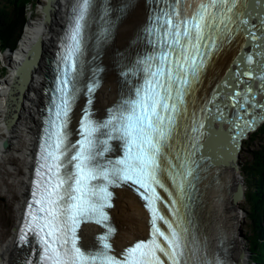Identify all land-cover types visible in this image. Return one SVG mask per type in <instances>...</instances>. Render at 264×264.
I'll list each match as a JSON object with an SVG mask.
<instances>
[{
  "label": "snow or ice",
  "instance_id": "1",
  "mask_svg": "<svg viewBox=\"0 0 264 264\" xmlns=\"http://www.w3.org/2000/svg\"><path fill=\"white\" fill-rule=\"evenodd\" d=\"M157 2L153 0L154 4ZM260 3L264 5V0ZM94 7L95 0H79L72 8L57 64V87L40 145L32 202L20 229V246L27 242L29 233L36 237L37 264H165L161 256L167 264H190L196 253L191 246L195 237L189 208L197 178L194 173L199 167L192 159L195 153L191 149L197 148L193 141L198 142L199 135L189 140L182 153L178 151L172 156L169 150L180 134L182 120L192 118L193 133L199 134L205 127L195 119V112L188 113L186 98L199 84L206 60L234 32V17H244L240 22L249 40L264 39L261 35L264 26L257 32L251 23V13L238 11V0H211L190 19H180L174 8L169 11L154 8L149 27L143 33L152 50L144 55L137 52L131 64L121 54L117 74L127 87L103 121L93 119L89 111L100 81L94 78L87 82L89 98L78 129L80 139L72 143L68 125L72 106L82 91L85 33ZM124 11L121 10L122 14ZM261 24L264 25V20ZM108 36L109 29H105L102 39L107 40ZM252 59L249 57L250 62ZM103 71L94 69V77ZM140 72L142 82L133 84L129 77ZM245 75L253 77L254 73H240L241 77ZM256 95L249 86L243 92L234 88L227 97L226 106L239 109L237 121L252 115L248 124L254 125L261 118L256 110L264 112V105L256 103ZM112 141H119L122 149L116 158L107 157ZM164 173L171 181V189L162 179ZM125 183L135 186L146 202L152 238L126 248L118 258L110 243L114 229L108 223L106 209L112 207L110 187ZM158 188L170 198L167 206L172 219L160 211L158 202L162 197ZM84 221L107 229L91 250L78 244L77 230ZM158 222L167 226V232ZM32 256L35 257V249ZM25 264H32V259H26ZM202 264L225 262L218 256L208 260L205 253Z\"/></svg>",
  "mask_w": 264,
  "mask_h": 264
},
{
  "label": "bare ground",
  "instance_id": "2",
  "mask_svg": "<svg viewBox=\"0 0 264 264\" xmlns=\"http://www.w3.org/2000/svg\"><path fill=\"white\" fill-rule=\"evenodd\" d=\"M74 1L48 0L47 2L45 0L44 5L46 8L39 11L40 18L38 20L35 18L27 24L25 36L28 41H31L32 37L36 40L35 50L39 46L38 53L34 56V60L39 59L36 64H34L35 61L22 64L10 59L8 74L10 85L4 98V104L0 109V140L3 141L0 142V161L3 159L9 162V156L13 158L14 152L19 154L23 149L25 151L20 158L21 163L18 157L16 156L15 158L14 156L21 165L19 177L22 179V182L19 177L13 179L16 193L11 192L10 187L6 190V186H2L4 191L6 190V195L11 200L14 198L16 204L10 200L6 205L7 215L11 216H9L10 220L7 219L5 223L9 224L11 222V229L15 231L8 239L0 241V258L3 260L0 264H25V260L29 259L28 255L24 254L23 249L15 246V235L21 223L23 209L28 199L33 162L40 138V115L44 104L42 100L49 79L50 67L55 57L56 45H58L64 29H66V25L71 19L69 12ZM190 1L188 0L184 3V8L188 4L192 6L198 3L196 0L188 3ZM256 2L257 7L261 6V10L259 9V19L256 17L255 22L257 21V25L262 27L264 26L261 24V20H264V5L260 3V0H256ZM110 5L112 7L111 10L109 8L103 9L112 21L108 28L109 36L107 40L100 39L102 42L99 46L100 56L97 60L99 68L104 69L103 72H100V87L95 94L93 105L95 109L93 118L98 120L107 117L108 109L113 107L121 98L119 95L120 81L118 76H116L117 62L122 59L121 54L123 53L124 57L127 58L125 62L131 64L136 58V53H142V50L138 48L139 39H142L144 26L149 27V20L152 17V8L147 5L146 0H110ZM97 7L102 8L101 0H97L95 3V8ZM122 9L125 10L123 14L121 12ZM86 33V40L89 41L88 56H90L97 41H93L94 39L96 40L93 28L87 29ZM261 35H264V33H261ZM242 41L243 36L237 35L228 44H223V48L211 59L201 76L197 93L193 99L194 109L205 101L210 92L216 90L217 83L225 81L224 77L230 60L227 58L222 62L221 53L227 50L230 51L232 48V59L237 54ZM251 45L248 49L249 52L254 51L255 48L259 53L264 51V39L257 37L255 41L252 40ZM257 45L260 46L258 47ZM30 46V42L27 46L19 44V50L27 49ZM1 53L4 57L5 54ZM246 53L247 51L245 50L244 54ZM90 63L91 61L86 58L83 65L85 70L88 69ZM53 70L54 65L50 74L53 73ZM4 83L5 80L0 85V88L4 87ZM2 92L4 91L2 90ZM215 93L217 94V91ZM82 102L83 99L79 102L74 117L72 116L71 118L70 141L77 139L76 135L78 132L76 129L78 130L80 125L78 121L82 112V108H80ZM217 126L214 125V127ZM217 130L218 128H216ZM251 131H248L247 135ZM229 133L225 135V139L222 136L220 137V146L219 149L215 150L216 152L211 150L213 158L216 159L214 165L202 163L198 168L201 179L197 182L196 204L194 210H192L193 219L195 220L192 235L195 237L193 244L197 257L202 258L206 253V257L212 259L219 257L220 253V258L226 264H241L246 258L244 253V247L246 252V243L240 232L238 235L239 240L243 241L245 245L242 247L241 243L234 238L235 231H239L241 213L237 212V202L233 201L231 195L236 185L243 183L240 181L239 169L231 165L232 163L238 164V154L235 159H231V164L227 163L230 153L234 150L236 135L234 132L233 134ZM218 134L220 135V132ZM206 145L210 148L214 147L213 144L209 145L208 142ZM219 155L221 156L219 157ZM2 169H5V167ZM6 175L0 172L1 182H5L2 177ZM110 215L115 234L113 237L114 250L118 258L126 248L134 246L139 241L148 240L147 213L143 209L142 203L129 189L115 190L114 206L110 211ZM91 224V221H84L79 225L82 227L80 230L81 244L85 250L93 249L98 243V239L95 237L100 233V229ZM6 231L8 232V229L1 231L0 235H6ZM194 257H192L191 261Z\"/></svg>",
  "mask_w": 264,
  "mask_h": 264
},
{
  "label": "water",
  "instance_id": "3",
  "mask_svg": "<svg viewBox=\"0 0 264 264\" xmlns=\"http://www.w3.org/2000/svg\"><path fill=\"white\" fill-rule=\"evenodd\" d=\"M75 1H76L75 2V6H76L79 3V0H75ZM101 1H102V7L105 10H106V8H109V9L112 8L110 5V0H101ZM146 1H147V5L150 8H152V11H151L152 16L154 15V12H153L154 8H156L157 11H159L161 8L164 11H169L172 8H174L176 13H178V16L180 19L192 18L194 15H196L200 11V8L202 5L211 3V0H203V1L196 0V1H198V3H196L195 5H192V6H191V4L190 5L188 4V6H186V8H184L185 7L184 3L188 0H158L157 4H154L153 0H146ZM191 1H194V0H191ZM191 1L188 3H192ZM96 2H97V0H95V3ZM186 5H187V3H186ZM98 9H99V11H98ZM259 9L261 10V6L257 7L256 0H238V11H240V12H246L247 11V12L251 13V17H250L251 23H252V25L255 26V29L257 32H259L260 27H261V26L257 25V21L255 22L256 17H258V14H259ZM105 10H103L100 7H97V8L94 7L92 10L91 16L88 19L87 29L93 28L94 35L96 36V40L94 39L93 41L94 42L97 41V42H96V45L93 46L92 54L90 56H88L89 61H91V63H90V65H88L87 73H85L86 76L84 78H82V82H81L82 91L79 95L80 98L78 99V102H80L81 99H83L82 112H81L82 117L84 115V109L87 106V100L89 98L88 94H87V90H86V84H87V82L91 81L94 78H98V79L101 78L100 72H97L95 74V77H94L93 70L99 68V64L97 63V60L100 56V54H99L100 47L99 46L103 40L102 36H103L105 29H108L110 22H112L110 17L107 16ZM96 11H98V12L96 13ZM187 12H188V14H187ZM69 15H70V13H69ZM243 18L244 17H242V16L241 17H234V19L236 21L235 24L232 25L234 32L231 35H229V37L227 39H224L222 42L219 43V46L214 49L212 54L209 56V58L205 62L206 68H207L211 59L213 57H215L217 52L220 49H222L224 45L228 44L230 42V40L235 39L236 36L239 34L243 36V41L241 42V46L238 49L237 54L232 58L229 66L227 67L228 68L226 70L227 72L225 71L226 74L224 73L225 74V77H224L225 81H220L219 83L216 84V90L215 91H217V94L215 93V91L210 92L209 95L207 96V98L205 99V101H203L200 106L197 105L196 109H194L195 105L193 103V99L195 97V94L197 93V89H198L199 84H200L199 83L198 85L195 86V91L189 97L186 98L188 113L190 114V113L195 112V114H196L195 119L198 120L200 123H203L205 125L204 129L199 134L193 133V132H191L192 118L189 116L186 120H182L181 121L180 134H179V136L174 138V140L172 142V147L169 150L170 154L172 156H175L178 151H180L182 153L183 150L185 149V147L188 145L189 140L192 137L199 135L198 142L193 141V142L197 143V148L191 149V151L195 153L192 156V159L194 161H196V164H198L199 166L202 163L207 164V165H214V161L216 159L213 158V156L211 154V150L215 151L216 149H219V146H220L219 141L221 139L220 138L221 136L225 139L226 134H228L229 132H231L229 134H233V132H234V134H236L235 140H234V147H233L234 150L230 153V156H229L228 161H227L228 164H231V159H235L237 157L236 156L237 154L239 156V151H240L241 145H242L241 141L244 137L247 136V132L251 131V130H255L264 121V112H260L258 109L256 110V114L261 118H258L254 125L248 124V121L253 118L252 115L246 116L243 121H237L236 118L240 114L239 109L235 110L233 107L226 106L228 104V101L226 102L227 97L229 96V94L231 95V93H232L231 91H233L234 88H239V90L241 92H243L249 86L257 93V95L255 97L256 103L264 105V51H261L259 53L256 48L252 52L248 51V49L253 44L251 45L252 40H249V38H248V36L244 30L245 26L242 25L240 22ZM64 37H65V35H64ZM98 38H100L102 40H100ZM141 41L142 42L145 41V44L147 45L146 47L144 45V47L142 48L141 47L142 45L140 44L141 46L138 47V48H140V47L142 48V49L140 48V50H142L141 51L142 53H140V54L144 55V54L150 52L152 49L147 44V41L144 38V36H142ZM85 48H86V50H85L84 54H87L88 46L86 45ZM245 50L247 51L246 54H244ZM249 57H253L251 62L249 61ZM58 60H59V58L56 57V60L54 61L53 73L51 74V77H49V79H48L49 83H47V85H46V88L51 89V90L54 89L52 87V84H53L52 77L56 78L55 79V85H57V77H58L57 64H58ZM52 67L53 66L50 67L49 72H51ZM204 71H203V73H204ZM242 72H252V73H254V76L250 77V76L245 75V76L241 77L240 73H242ZM203 73H202V75H203ZM116 76H118L117 72H116ZM129 79L132 81L133 84L140 83L143 80V72L138 73L136 77H129ZM118 80L120 81L119 82L120 83L119 95L121 96L122 89H126L127 86L123 83V81L119 77H118ZM99 87H100V85H99ZM98 88H96L94 93H93V96H92L93 103L89 108V111L92 114V118L94 115L92 110H95L93 107L94 102H95V94H96ZM46 94L50 95L51 92L48 91ZM46 98H48V96ZM50 108H51V106L45 107V103H44V105L42 106V109H41V115H40L41 120L44 117L42 115V113H45V119H44L45 120L44 121L45 127H44V129L47 127L46 121L49 118V111L48 110ZM217 108H219V111H217ZM229 111H231V112H229ZM249 111L251 113L252 109L250 108ZM214 125H218V126L214 127ZM216 128H218L217 131H216ZM218 132H220V135L218 134ZM76 137H77V140L80 139L79 133L76 135ZM207 142L209 145L213 144L214 147L213 148L208 147L206 145ZM111 143H112L111 144L112 150L110 153L107 154V157L108 158H112V157L114 158V157H117L118 155H121L122 149L120 147V142L119 141H112ZM226 146L228 147V145H226ZM217 155H218V153H217ZM220 156L221 155H219V157ZM196 164H194L193 167H196ZM231 165L233 167H235L236 169H238L237 164L232 163ZM194 175H196L197 178L194 181L195 187H194V191L191 193V203H190V208H189V213L191 215V219L193 221V224H194L195 220L193 219V213H192L193 211L192 210H194V207L196 204V194H197L196 186H197V182L201 179L200 170L197 169V172L194 173ZM215 175H217V174H215ZM162 179H164L165 183L171 189V187H172L171 181H170V179H168L166 173H164L162 175ZM127 187L129 190H132L134 192L135 196L142 203V207L146 211L147 216H148L147 223H148V228H149L151 225L150 212L148 211V209L146 207V202L141 198V196L136 191V187L131 185L130 183H125V184H121L119 186H115V187H111V188H112V191L114 193L116 189H122V188H127ZM157 191L160 193V195L162 197V201L158 202V206L160 208L161 213L164 214L169 219H172V217L170 215V209L167 206L170 198L168 197L167 193L164 192L163 189L158 188ZM231 197L233 198V201L235 203L236 202L239 203V201H241L242 199L245 198V191H244L243 184L239 183L238 185H236L235 190L232 192ZM158 225L161 227L162 230L167 232V226L164 225L163 222H158ZM99 228L103 233H106L107 229L105 226L99 225ZM113 235L111 233L110 238ZM148 237L152 238L151 230H150V235H149V231H148ZM161 241H163V238H160V242ZM191 246L194 247V245H191ZM197 259L199 261V264H202V262L205 260V256H202V258L198 256ZM207 259L212 260L213 258L212 259L207 258ZM221 260H223V259H221ZM193 261L196 263V254H195Z\"/></svg>",
  "mask_w": 264,
  "mask_h": 264
},
{
  "label": "rangeland",
  "instance_id": "4",
  "mask_svg": "<svg viewBox=\"0 0 264 264\" xmlns=\"http://www.w3.org/2000/svg\"><path fill=\"white\" fill-rule=\"evenodd\" d=\"M44 2L45 0H29L28 3H25V5H23V17L26 22L24 24L21 37L19 38L16 48L14 51H9V50L1 51L5 54L4 57L2 56V53L0 52V85L3 84L4 80L6 83V85L4 83L3 88H0V109L2 108L4 104L3 103L5 100L4 98H5L6 93L8 92V86L10 85V81L8 77L9 69H10V66H9L10 59H14L16 62L22 63V64H28V62H33V61H35L34 64H36L37 60H39V59L34 60V56L37 55L38 53L39 46H37L36 50L34 49L35 44L37 45V42L33 37L31 41H28L27 37L25 36V30L27 28V24L31 20L35 18H37L38 20L40 18L39 11L41 9L46 8L44 5ZM23 34H24V37H23ZM22 37H23V40H22ZM29 42L31 44L30 47H28L27 49L19 50V44H21L22 46H27ZM2 90L4 92H2ZM263 124H264V121L258 126L256 130L251 131L247 135V137L241 141L242 145L239 151V156L237 157V163H238L237 165L239 166L238 169H239L240 181H242L243 183L245 195L247 196H252L251 194L255 187V178H252V174H250V171L254 170L256 172L255 167H256L257 161L255 159H256V156L258 155V150L260 149L261 142H262L259 129L263 126ZM0 142H3V141L0 140ZM24 151L25 150L23 149L19 154L16 152L13 153L15 158L16 156L18 157V160L20 163H21L20 158ZM14 156L13 158L9 156L10 158L9 162L4 161L3 159L0 161V166H1L0 172L7 174L6 176L2 177L3 179H5L4 183L1 182L0 180V232L4 231V229H8V232L6 231L7 232L6 235H0V241L8 239V237L13 235L15 231L11 229V226H12L11 222L9 224L5 223L7 219L10 220L9 216H11V215H7V210H6V205L11 200V198L6 195L5 191L8 189V187H10L11 192L16 193V188H14V185H13V179L20 176L19 172L21 170L20 169L21 165L18 161H16ZM4 167L5 169H2ZM19 179L22 182L21 177H19ZM2 186L3 187L6 186L5 191ZM8 198L10 199L8 200ZM11 201H13L14 204H16V201L14 198ZM251 201H252L251 197L247 198L245 196V198L239 201V203L237 202V205H236L237 212L241 213V222L239 225V231L238 230L235 231L234 238L239 243H241L243 247L245 244L243 243V241L239 240V236H238L240 232V235L242 236V238L244 239L246 243V252H245V247H244V253H245L246 258L241 264H253L249 262L250 251L248 249V241L246 238V237L248 238L251 237L250 235L252 231L251 219H250L251 217L249 215V207H250ZM219 258H220V253H219ZM1 262H3V260H1L0 263Z\"/></svg>",
  "mask_w": 264,
  "mask_h": 264
},
{
  "label": "trees",
  "instance_id": "5",
  "mask_svg": "<svg viewBox=\"0 0 264 264\" xmlns=\"http://www.w3.org/2000/svg\"><path fill=\"white\" fill-rule=\"evenodd\" d=\"M28 2L29 0H0V51L15 50L26 22L23 5ZM259 133L262 142L255 159L256 172L250 171L252 178H255V187L252 196L245 195L252 200L249 207L252 231L251 237L246 238L250 251L249 262L253 264H264V124Z\"/></svg>",
  "mask_w": 264,
  "mask_h": 264
},
{
  "label": "flooded vegetation",
  "instance_id": "6",
  "mask_svg": "<svg viewBox=\"0 0 264 264\" xmlns=\"http://www.w3.org/2000/svg\"><path fill=\"white\" fill-rule=\"evenodd\" d=\"M233 44V43H232ZM229 47H232V46H229ZM231 50H232V48H231ZM231 50L230 51H226V52H224V53H221L222 55H221V59H222V62L224 61V60H226L227 58L230 60L229 62H231V57H232V52H231Z\"/></svg>",
  "mask_w": 264,
  "mask_h": 264
}]
</instances>
